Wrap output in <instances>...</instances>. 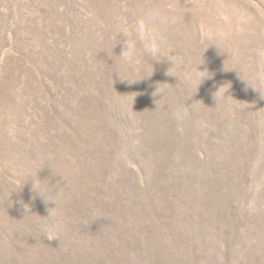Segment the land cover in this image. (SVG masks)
Masks as SVG:
<instances>
[{
  "label": "rangeland",
  "instance_id": "obj_1",
  "mask_svg": "<svg viewBox=\"0 0 264 264\" xmlns=\"http://www.w3.org/2000/svg\"><path fill=\"white\" fill-rule=\"evenodd\" d=\"M152 3L196 14L130 83L106 53ZM239 72L264 87V0H0V264H264V99Z\"/></svg>",
  "mask_w": 264,
  "mask_h": 264
},
{
  "label": "clouds",
  "instance_id": "obj_2",
  "mask_svg": "<svg viewBox=\"0 0 264 264\" xmlns=\"http://www.w3.org/2000/svg\"><path fill=\"white\" fill-rule=\"evenodd\" d=\"M192 14L195 15V9H188L184 12L178 11L174 4L168 3H152L144 7V9L137 15L133 17H125L119 16L117 18L119 24V35H123L126 37L124 41L123 51L119 55H115L113 49L112 54L109 56L116 63L115 57H119L120 61L126 66V68L131 73L130 75L126 74L121 76L119 73V77L121 79L128 80L130 83L136 82L138 80H143L146 77H151L153 72L149 73L147 76H144L141 79H133V76L138 75V68L142 63H150L152 68H154L153 62H159L165 56H170L171 45L167 37V33L174 31L178 26H181L184 22V16ZM117 36V37H118ZM220 33L217 32L213 36L212 34L208 35V39L219 38ZM218 46V45H217ZM221 50V48L218 46ZM222 51V50H221ZM171 58V56H170ZM172 59V58H171ZM173 60V59H172ZM203 63L196 64L194 67L187 68L188 74L190 76H194L196 79H199L201 82L210 76V73L206 70H201L200 65ZM169 68L167 74L169 76L174 75ZM230 70V69H228ZM240 76L241 73L239 72ZM241 78L247 82L248 85L256 89L260 98L264 99V87L251 85L249 82ZM225 91L224 85L219 88V90L214 94V98L216 103L218 102L219 96ZM164 89L161 88L160 84L156 85V90L154 94H163ZM200 101H196L193 104H198ZM31 177H36L31 176ZM37 186H40L41 182L36 179ZM44 191H50L47 184L43 185ZM56 195V194H55ZM52 199L53 196L51 197ZM56 201V199H54ZM57 202V201H56ZM23 206L24 214L28 212V208L25 207L23 201H20ZM40 217H43L39 214V216L32 218L33 224L39 229L40 227ZM98 217L97 219H99Z\"/></svg>",
  "mask_w": 264,
  "mask_h": 264
}]
</instances>
